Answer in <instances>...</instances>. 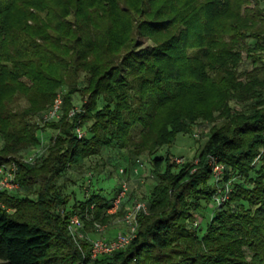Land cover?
<instances>
[{
    "label": "trees",
    "instance_id": "obj_1",
    "mask_svg": "<svg viewBox=\"0 0 264 264\" xmlns=\"http://www.w3.org/2000/svg\"><path fill=\"white\" fill-rule=\"evenodd\" d=\"M260 5L0 0V166L14 163L19 186L38 188L33 198L0 192V264H264ZM139 39L150 45L141 48ZM243 54L250 71L241 69ZM56 96L59 118L33 122ZM199 124L211 127L195 165L153 157ZM46 129L55 135L39 162L25 164ZM110 149L125 150L133 164L146 154L157 182L126 248L92 260L88 246L78 250L67 235L68 217L55 211L82 220L87 213L89 231L94 222L109 223L105 212L114 198L95 195L67 207L56 184L69 168ZM209 157L224 166L221 186L230 185L219 206ZM201 205L213 214L198 237ZM195 214L201 222L191 226Z\"/></svg>",
    "mask_w": 264,
    "mask_h": 264
},
{
    "label": "rangeland",
    "instance_id": "obj_2",
    "mask_svg": "<svg viewBox=\"0 0 264 264\" xmlns=\"http://www.w3.org/2000/svg\"><path fill=\"white\" fill-rule=\"evenodd\" d=\"M259 1L261 4L260 6H264V0ZM139 43L141 48H147L150 45L149 42L142 39H139ZM243 60L244 62L241 69L250 71L253 68L251 61H246L244 54ZM260 64L257 65L259 66ZM262 64H264V62H262ZM207 97L214 99L213 96ZM73 103L74 106L79 107L82 103L81 97L79 95L74 96ZM19 104L21 107L25 106L23 101H20ZM48 108L38 117L34 118L33 122H36L40 126L44 124V118ZM210 127L211 125L208 124H199L194 128L193 134L191 135H176L173 144L169 148H160L153 155V157L165 158L168 156L172 158L173 162L177 165H183L185 163H191L195 165V159L207 141L206 138L208 136ZM37 135L40 140V145L37 149L29 152L25 159L31 157L35 153L39 154L40 156L43 155L45 147L48 145L50 139L55 135V132L46 129L42 132H38ZM150 160V157H148L146 154H143L133 164L131 156L125 150L118 151L115 149H110L103 151L96 157L83 161L77 167L69 168L62 175L56 184V189L64 198H68L67 207L82 204L86 202L89 197L95 195H100L108 201L112 200V198H114L120 190L121 180L126 183L127 187L125 196L121 200L118 207L110 213L105 212L107 216L112 217L109 223L105 225L97 223L103 229L101 232H96L94 230L93 224L95 222L92 224V227L89 229V231L85 229V222L89 219L87 218V213L84 214V220L81 219L82 214L79 215L76 213L74 215L81 219V229L77 232V234H75V237H71L69 235L67 228L66 231L67 235L70 236L71 242L78 250H82L84 244L88 246L87 250H90L89 245L92 240L103 239L105 241H111L119 234L124 235L127 233V226L123 222L124 215L129 212L132 206L136 203L147 205L149 201L150 190L157 182L156 177L152 173ZM175 161H181V163H177ZM36 162H39V160ZM120 171L122 173H120ZM210 183L212 184L211 181ZM15 184V187L11 190H8L7 192L2 190L1 192L3 194H16L18 197L29 195L30 198H33L34 192L38 189L37 183L32 186H28L26 189L20 187L16 180ZM121 204L123 205V213H120ZM89 208L91 209L90 211H92L93 205H91ZM7 211L9 213L13 212L12 210ZM55 213L60 219L63 220L67 216V222L73 216L65 214L62 207H57ZM212 214L213 209L210 206L208 208L204 205H201L198 215H200L203 220L201 228L197 232L198 237H201L204 234L205 228L208 222L211 220ZM200 222V218L195 214L192 218L191 226L194 223L198 224ZM109 234H114V237L107 239L106 236Z\"/></svg>",
    "mask_w": 264,
    "mask_h": 264
},
{
    "label": "built area",
    "instance_id": "obj_3",
    "mask_svg": "<svg viewBox=\"0 0 264 264\" xmlns=\"http://www.w3.org/2000/svg\"><path fill=\"white\" fill-rule=\"evenodd\" d=\"M60 106H61V99L59 96H56L51 108L46 113L44 119L46 121L57 120L59 118ZM75 111L77 110L76 109L71 110L69 116H72ZM76 133L78 138L82 136V134L78 130L76 131ZM41 156L35 153L31 157L24 159L23 162L25 164L32 165L36 163V161H38ZM181 161H175V162L181 163ZM207 164L211 171L212 181L215 184H217L216 187H218L217 190L215 191V195L213 198L216 205L219 206L223 204L226 200H228L230 193V185L224 184L223 186H221L220 184L224 172V166L222 164H220L213 157L208 158ZM120 173L122 172L120 171ZM15 174H16V166L14 163L0 166V192L2 190L7 192L8 190H11L12 188L15 187L16 185ZM126 191H127L126 183L123 180H121L120 190L114 197V200L111 203V207L106 211L107 213L112 212L114 209L118 207L121 200L124 198ZM146 212H147L146 205L142 203L134 204L131 210L127 212L123 217V222L127 226V233L124 235L119 234L118 236H116V238H114L111 241H105L103 239L92 240L90 242V252H89L90 258L94 260L97 259L98 257L107 256L114 252H118L125 249L126 246L129 244V242L135 236L136 216L139 213L146 214ZM80 220L81 219L78 216H74V215L69 219L67 223V229L71 237H75V234H77V232L81 229L82 223ZM93 226L96 232H101L103 230L102 227L97 223H94Z\"/></svg>",
    "mask_w": 264,
    "mask_h": 264
},
{
    "label": "crops",
    "instance_id": "obj_4",
    "mask_svg": "<svg viewBox=\"0 0 264 264\" xmlns=\"http://www.w3.org/2000/svg\"><path fill=\"white\" fill-rule=\"evenodd\" d=\"M113 235H114V234H109V235L106 236V238H107V239H111V238L114 237Z\"/></svg>",
    "mask_w": 264,
    "mask_h": 264
}]
</instances>
